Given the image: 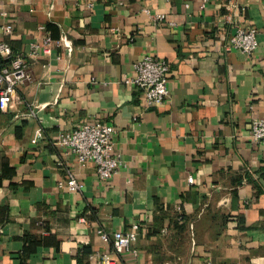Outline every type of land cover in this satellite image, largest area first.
I'll return each instance as SVG.
<instances>
[{
	"label": "crops",
	"instance_id": "crops-1",
	"mask_svg": "<svg viewBox=\"0 0 264 264\" xmlns=\"http://www.w3.org/2000/svg\"><path fill=\"white\" fill-rule=\"evenodd\" d=\"M240 27L252 55L232 46ZM63 35L72 50L29 56ZM0 41L29 70L0 109V264H100L99 230L135 225L128 264H264V0H0ZM146 56L170 65L162 104L126 83ZM97 122L117 129L109 181L58 143Z\"/></svg>",
	"mask_w": 264,
	"mask_h": 264
},
{
	"label": "built area",
	"instance_id": "built-area-1",
	"mask_svg": "<svg viewBox=\"0 0 264 264\" xmlns=\"http://www.w3.org/2000/svg\"><path fill=\"white\" fill-rule=\"evenodd\" d=\"M159 18L164 17L159 16ZM5 29L11 32L12 24H7ZM231 42L235 49L252 55L259 46L257 30L240 27L236 30ZM53 44L60 48L73 49L66 35L55 41L47 36L42 44L33 45L34 50L29 56L37 55L40 48L48 52ZM0 56L6 61L0 68V84L4 85L0 89V109L7 111L19 99V89L28 79V55L17 54L7 42L0 41ZM169 72L170 65L165 59L146 56L135 64V76L127 79L126 83L141 90L149 106L162 104L170 97ZM116 132L117 129L109 124L87 123L74 131L62 134L58 143L69 153L76 155L81 164L85 165L89 162L96 164L100 179L109 181L122 165V160L115 151ZM40 137H37L35 142ZM252 138L264 145V118H257L252 122ZM67 184L69 189L75 191H81L84 187L72 173ZM139 231V225L133 226L128 231H117L113 234L99 230L101 239L113 246L112 253L99 255L100 264H128L120 258V255L127 252L138 254L133 247L138 239Z\"/></svg>",
	"mask_w": 264,
	"mask_h": 264
},
{
	"label": "trees",
	"instance_id": "trees-1",
	"mask_svg": "<svg viewBox=\"0 0 264 264\" xmlns=\"http://www.w3.org/2000/svg\"><path fill=\"white\" fill-rule=\"evenodd\" d=\"M5 63H6V61L4 60V61H3V65H4Z\"/></svg>",
	"mask_w": 264,
	"mask_h": 264
}]
</instances>
